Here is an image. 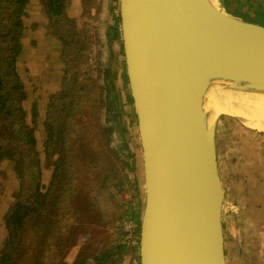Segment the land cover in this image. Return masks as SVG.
<instances>
[{
	"label": "water",
	"instance_id": "95a60500",
	"mask_svg": "<svg viewBox=\"0 0 264 264\" xmlns=\"http://www.w3.org/2000/svg\"><path fill=\"white\" fill-rule=\"evenodd\" d=\"M119 15L135 120L140 264H229L219 121L205 123L215 81L264 62V23L215 0H119ZM244 63L254 65L230 69Z\"/></svg>",
	"mask_w": 264,
	"mask_h": 264
},
{
	"label": "trees",
	"instance_id": "16d2710c",
	"mask_svg": "<svg viewBox=\"0 0 264 264\" xmlns=\"http://www.w3.org/2000/svg\"><path fill=\"white\" fill-rule=\"evenodd\" d=\"M42 1L47 27L51 28L54 40L49 38L40 47L39 37L30 39L31 28H37L29 23L32 0H0V166L4 157L9 156L18 161L23 173L16 205L7 219L10 236L0 253V264H45L48 261L58 264L44 250L40 252V241L71 239L69 234L85 212L98 214L99 211L102 221L99 203L103 198L118 200L113 207L122 211L121 219L124 215L123 224L116 227L120 236L79 264H123L131 249L139 254L140 260L142 214L138 184L136 181L131 185L115 167L120 159L135 169L136 161L132 160L131 165L118 157L111 142L113 133L107 125L113 122L115 127L128 133L126 127L111 117L116 115L117 109L111 111L113 106L117 107L115 101L119 95L112 88V77L108 78V92L104 97L106 117H103L101 86L82 68V57L88 56L90 45H86L88 37L75 22L79 14L72 11V0ZM95 1L77 2L80 12L84 6L87 18L94 17ZM114 19L119 24L120 15L114 14ZM121 37L120 30L115 39L121 40ZM34 49L46 52V60L40 64L48 74L41 72L39 79V88L49 92L44 107L40 102L31 106L25 104L29 97L27 77L34 79L36 71L24 64L23 56L32 55ZM53 51L55 58H51ZM88 61L91 64L93 60L89 57ZM123 63L125 67V60ZM23 68L28 69L23 71ZM123 76L127 82L126 71ZM38 125L42 132L41 145L36 133ZM133 156L130 153L129 159ZM46 168L51 169L48 179ZM128 191L134 193V197L124 196ZM129 216L138 224L136 241L131 243L124 241L127 220L123 221ZM91 224L96 225L93 220ZM27 228L35 235V241L28 244ZM38 242L39 252L32 246ZM46 248L53 249L50 244Z\"/></svg>",
	"mask_w": 264,
	"mask_h": 264
},
{
	"label": "rangeland",
	"instance_id": "374dc122",
	"mask_svg": "<svg viewBox=\"0 0 264 264\" xmlns=\"http://www.w3.org/2000/svg\"><path fill=\"white\" fill-rule=\"evenodd\" d=\"M78 1L79 0H72V9L78 7ZM215 1L218 4H222L220 0ZM226 1H228V4H230L231 6H222L226 8L230 13H236V16L242 17L244 19L253 17L260 23H264V5L262 4L264 2L263 0H248V2L246 3H243L242 0ZM82 2L84 3L85 0H82ZM244 7L250 9L246 8L247 11H242V13H239L237 11V9L241 11V9ZM93 9V18L86 17L85 12H83V6L81 13L75 19L77 25L83 30V35H86L88 37V39L86 40V45H90V49H88V56L82 57V68L84 72L93 75V78L97 81L99 86H101L99 88V97L101 99L100 103L104 105L101 109V115L103 117L106 114L104 97L108 92V78L112 77V83H114L112 88L115 90V92L118 93L119 99L115 101L117 102V107L113 106L111 111L114 112L117 109L116 115L112 114L111 117L116 118L117 122L121 126L126 127L128 133L125 134L120 127H115L116 124L113 122H109L107 123V125L109 127V130L113 133L111 142L115 147L116 154L118 155V157H123L124 161H129V164L132 165V160L137 161V144L135 141L134 127L135 120L128 89V83L123 76L126 68L123 65L124 53L122 51H124V49L122 46V37L121 40L115 39L118 31L120 34L121 30V21L118 24V21L114 19V14L119 15V1L97 0L95 1ZM29 12V23L37 26L36 29H34L33 27L31 28V33L33 35L30 37V39L33 37H41V40L39 42L41 47L45 42H47V40H42V36H44L45 39H49L52 33L51 28L47 27L43 1L32 0ZM247 12L249 13V15L247 14ZM75 15L77 14L75 13ZM26 42L30 44L28 40H26ZM54 48H56V46ZM52 54L54 55H51V58H55V51H53ZM113 54H115L116 56L118 55L117 61L116 58L113 57ZM89 57L91 60H93L91 64L90 61H88ZM23 58L24 64L29 65L33 70L36 71V77L34 79L27 77V89L29 92V97L25 101V104L27 106H31L35 102H40L44 107L48 101L49 92L41 90L39 88V79L41 76V72L48 74L44 71V66L40 64L44 60H46V52L44 50L39 52V49H34L32 51V55L26 53ZM27 69L28 68H23V71H26ZM108 70L110 71V73H107ZM25 75L27 76V73ZM51 87L54 88L55 84L51 85ZM122 119L124 120V122L122 121ZM220 119H223V121L234 119L235 123L242 127L241 133H238L236 136H232L231 139L232 141L235 140V143L236 141L242 142L244 144V146H241V149L243 151H246L247 147L250 145L254 146V143L258 145V142H264V133L262 132V130L252 128L243 123L240 119L231 117L229 115H220L217 121H220ZM104 121H106V119L103 120V123ZM36 133L39 139V144L41 145L42 132L39 128V125L37 126ZM130 153L134 154L131 159H129ZM16 161L15 159H10L9 156H5L0 166V253H2V251L4 250L3 247L10 236L7 219L11 213V210L16 205L18 199L17 192L19 193V187L23 180V173H21L18 166V161ZM115 167L125 175L126 179L130 180L131 185L133 183H136L138 175L137 168L131 169V167L126 166L125 162L121 161L120 159H117V161L115 162ZM50 172L51 169L46 168L45 176L47 179L50 176ZM134 195L135 194L131 191H128L124 194V196H126L127 198H130V196L134 197ZM114 203H118V200H107L104 198L101 199L99 204L103 212L102 221L100 220L101 215L99 214V211V215L96 213L88 214L87 212H85L83 218L76 223V226L69 234L71 239L63 240L62 242H56L54 239L47 242L46 239H42L40 241V252H43L44 250V252L47 253L49 257L55 259L58 264H79L88 257L87 252L89 253V255H92L93 253L103 249L104 247L112 243L113 239L119 238V229L116 227L123 224L122 220L124 218V215L121 219L120 213H122V211L118 212L117 209L113 207ZM128 219H132V217L129 216L125 218L123 222ZM92 220L95 221V226L91 224ZM26 230L27 239L25 240L27 244L28 242L35 241V235L33 231L30 228H27ZM124 231L126 232V228L124 229ZM131 239L133 242L136 241L134 240V237H131ZM47 244L52 245L53 249L46 248ZM32 246L39 252V242L36 246ZM138 255L139 254L134 253L132 249L129 250L128 254L125 255L123 264H137L139 261ZM243 256L245 255L241 253L240 257ZM256 263L257 262L251 263L247 259H242V264ZM45 264L51 263L50 261H48L45 262Z\"/></svg>",
	"mask_w": 264,
	"mask_h": 264
},
{
	"label": "crops",
	"instance_id": "0c3cea01",
	"mask_svg": "<svg viewBox=\"0 0 264 264\" xmlns=\"http://www.w3.org/2000/svg\"><path fill=\"white\" fill-rule=\"evenodd\" d=\"M220 2L221 5L231 6L226 0ZM246 8L237 11L242 13L250 9ZM73 10L76 14L81 13L79 7ZM49 38L54 40L53 35ZM42 40L47 39L42 36ZM115 56L117 61L118 55ZM241 131L242 127L234 119H220L218 122L219 161L225 189L227 257L229 264H242V259L264 264V142L260 141L258 145L254 143V146L250 145L243 151L241 146L244 144L231 139ZM241 253L245 256L240 257Z\"/></svg>",
	"mask_w": 264,
	"mask_h": 264
},
{
	"label": "bare ground",
	"instance_id": "6f19581e",
	"mask_svg": "<svg viewBox=\"0 0 264 264\" xmlns=\"http://www.w3.org/2000/svg\"><path fill=\"white\" fill-rule=\"evenodd\" d=\"M253 65L244 63L230 69ZM220 115L235 117L252 128L264 130V62L249 72L228 74L215 81L205 129L213 128Z\"/></svg>",
	"mask_w": 264,
	"mask_h": 264
},
{
	"label": "built area",
	"instance_id": "2783aa9c",
	"mask_svg": "<svg viewBox=\"0 0 264 264\" xmlns=\"http://www.w3.org/2000/svg\"><path fill=\"white\" fill-rule=\"evenodd\" d=\"M125 228H126L127 236L124 241H127V242L129 241V243H131L132 242L131 237H135L138 224L133 219H128L126 221ZM138 262L141 263L140 260Z\"/></svg>",
	"mask_w": 264,
	"mask_h": 264
}]
</instances>
